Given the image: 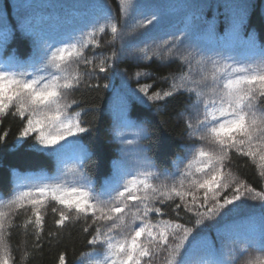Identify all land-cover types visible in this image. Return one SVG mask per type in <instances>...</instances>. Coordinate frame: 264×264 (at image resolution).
I'll use <instances>...</instances> for the list:
<instances>
[{
	"label": "snow or ice",
	"instance_id": "obj_1",
	"mask_svg": "<svg viewBox=\"0 0 264 264\" xmlns=\"http://www.w3.org/2000/svg\"><path fill=\"white\" fill-rule=\"evenodd\" d=\"M116 2L119 18L102 3L94 5L97 16L65 30L53 28L52 14L28 11L31 6L21 8L11 28L0 15V117L18 116L23 121L19 138L34 136V150L57 160L71 155L78 161L75 167L45 177L47 182H22L14 195L0 199V264H14L8 238L18 210L30 209L22 227L32 229L35 247H40L50 202L56 205L51 212L58 217L54 220L58 229L81 219L84 233L94 228L78 264H158L161 257L164 264H236L238 254L250 250L258 255L248 264H264V228L259 235L225 231L219 247L200 233V226L237 212L249 196L264 210V191L229 170L233 157L247 158L264 180V44L244 31L246 6L225 5L230 14L219 35L214 21L206 18L204 10L210 4H185L190 11L181 26L157 36L160 17L146 14L148 6ZM134 13L140 19L129 23ZM105 33H110L104 44L111 47V54L97 55ZM17 36L31 45L27 59L14 51L5 58L9 40ZM153 58L161 63L179 61L184 70L161 77L168 81L167 90L152 92V85L145 83L135 90L126 88L123 96L117 94L122 102L117 127L135 128V138L125 140L124 133L116 131L124 147L98 189L84 168L90 154L83 135L92 125L81 119L84 111L95 112L98 105L72 111L81 102L67 97L81 87L98 90L101 85L91 81L99 80L100 74L108 81L103 88L111 87L115 66L123 59ZM150 75L136 71L130 79ZM180 93L187 99L185 126L198 144L187 146L192 155L183 168L177 163L172 169H159L140 144L146 135L128 118L126 100L158 103ZM6 135H0V141ZM168 205L170 212L165 211ZM181 210L195 216L194 223H181ZM170 214L174 218H165ZM58 264H67L63 251Z\"/></svg>",
	"mask_w": 264,
	"mask_h": 264
},
{
	"label": "trees",
	"instance_id": "obj_2",
	"mask_svg": "<svg viewBox=\"0 0 264 264\" xmlns=\"http://www.w3.org/2000/svg\"><path fill=\"white\" fill-rule=\"evenodd\" d=\"M132 2L134 5L139 3L148 6L146 14L155 12L160 17L158 32L154 34L157 36L164 31H171L173 27L181 26L180 22L190 11L183 5L191 3L210 4L211 7L204 10L206 18L214 21L218 34L223 35L221 29L225 25L226 16L230 14L225 5L243 4L246 6L244 31L254 34L258 44H264V0H132ZM102 3H108L119 18V6L116 0H0V15L4 16L11 28L12 23L18 19V14L23 11L21 8L31 6L33 9H28V11L52 14L55 18L52 21L53 28L65 30L80 26L81 21L97 16L99 9L94 5ZM135 19H140L137 13L133 14L129 23L134 22ZM108 39H110V33L102 34V47L96 50L97 55L111 54V47L104 44ZM137 43L138 46L143 47V43ZM116 46L119 48L120 41H117ZM13 51L21 59H27L31 45L26 44L22 38L17 36L16 39L9 40L5 58ZM87 54L91 55V50H88ZM182 70L184 69L180 62L176 60L161 63L155 58L151 62L123 59L115 66L111 87L103 88L108 81L103 79V74H100L99 80L93 77L91 81L93 84L101 85L98 90L81 87L77 92L68 95V101L76 99L81 102L79 107H73L72 111L87 109L92 104L98 105L97 111H84L81 116V119L92 125L91 130L83 135V143L90 154V159L84 162V168L96 182L98 189L106 177L111 174L113 162L121 155L124 147L122 141L116 137V131L125 133L127 130L131 134L129 128H117L116 112L119 113L120 110L112 109L109 105L110 101L118 97V93L123 96L126 88L135 90L138 84H151L152 92L157 89L167 90L168 81L162 80L161 77ZM136 71L148 72L152 75L142 76L139 81L130 79ZM122 79L127 82L126 85L122 84ZM186 103L184 93L158 103L137 100L135 97L126 100L125 111L128 118L138 122L146 135L140 144L153 158L159 169H172L177 163L180 168H183L192 155L186 150L187 146L198 144L195 139L189 137L185 126ZM85 126L88 124L86 123ZM22 127L23 121L18 116L9 113L5 117H0V135L7 133L6 138L0 141V199L6 200L14 195L20 190L18 186L22 182L25 184L47 182L44 178L57 175L60 166L67 159L57 160L55 157L34 150L32 147L35 143L34 136L19 138ZM233 159L234 165H229V170L239 179L251 184L257 191H264V180L259 177L255 163L247 158L233 157ZM76 163L78 164V161ZM228 194L231 195V192ZM54 206H56L54 202L49 203L39 248L35 247V236L32 229L25 230L22 227L23 221L31 214L30 209H21L16 212L13 217L15 226L10 229L11 235L8 238L14 264H58L61 251L66 253L67 264H78L77 258L80 253L88 250L86 241L94 228L89 233H84L82 229L85 221L81 219L63 230L58 229L54 223L58 217L51 212ZM170 208L171 205H168L165 211L170 212ZM181 216L183 217L181 223L189 220L194 223L196 218L183 210H181ZM262 217H264V210H262L261 203L249 196L240 203L237 212L220 218L216 222H206L200 226V233L219 247L221 236L225 231H253L259 235L261 229L264 228ZM165 218L174 217L170 214ZM192 223L188 226L191 227ZM49 232H59L60 235L49 237ZM25 253H28L27 257L24 256ZM257 255L255 250L238 254L236 264H248L249 260ZM158 264H164L163 257Z\"/></svg>",
	"mask_w": 264,
	"mask_h": 264
},
{
	"label": "rangeland",
	"instance_id": "obj_3",
	"mask_svg": "<svg viewBox=\"0 0 264 264\" xmlns=\"http://www.w3.org/2000/svg\"><path fill=\"white\" fill-rule=\"evenodd\" d=\"M120 99H118V97H116V98H114L113 100H111V102L109 103V105H110V107H112V109H114V110H116V106L118 105V104H120ZM118 116H119V113H117L116 112V117L118 118ZM133 122H135L134 120H133ZM137 125H139L140 126V124L138 123V122H135ZM118 125V123L116 124V126ZM118 128V127H117ZM128 130H130L131 131V134H132V136H131V134L126 130V132L124 133V139L125 140H132V139H134L135 137H134V133H135V131H136V129L135 128H129ZM68 158H72V159H70V161H69V159ZM67 159H66V161H65V163L64 164H62L61 166H60V168H59V170L57 171V174L60 172V171H63L66 167L67 168H72V167H75L76 165H77V163H76V161H77V159H75V158H73V157H68ZM247 210H249V209H247Z\"/></svg>",
	"mask_w": 264,
	"mask_h": 264
}]
</instances>
